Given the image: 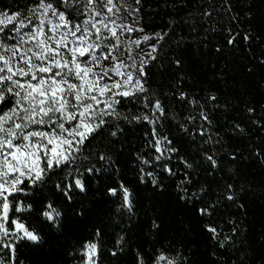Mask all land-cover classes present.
Instances as JSON below:
<instances>
[{"label":"snow or ice","instance_id":"1","mask_svg":"<svg viewBox=\"0 0 264 264\" xmlns=\"http://www.w3.org/2000/svg\"><path fill=\"white\" fill-rule=\"evenodd\" d=\"M224 3L231 19L237 20L232 4ZM141 7V0H25L23 6L0 7V264H26L17 258L18 248L41 247L48 243L46 236H63L70 220L87 215L100 182L120 174L118 153L124 151L125 127L130 125L148 126L144 134L148 152L135 154V179L140 184L163 190L161 173L179 175L178 198L195 207L201 217H211L229 203L246 214L239 202L246 189L233 178L234 168L226 170L229 179L208 201L203 198L210 186L193 183L201 168L213 178L225 159L233 163L246 159L239 149L226 150L216 119L217 114L226 118L235 110L238 98L222 99L219 90L211 88L202 93L185 89L191 78L180 72L174 90L162 95L175 97L184 111L165 103L149 86L146 69L153 62L163 67L159 64L162 41L177 22L170 20L168 31L148 33ZM197 15L207 23L212 12L204 8ZM245 15L248 21L255 19L251 4ZM183 22L191 33L197 32L192 13ZM227 32L228 45L237 46L242 38L264 48V37L251 28ZM186 42L184 36L173 41L177 47ZM254 59L264 65V55ZM171 63L183 67L179 58L173 57ZM254 70L246 68L248 73ZM239 113L243 119L239 114L233 117L225 131L241 138H251L254 131L255 141L248 150L264 164V102L246 100ZM165 122H172L195 145L194 154L181 153ZM174 163L182 168L173 167ZM105 192L113 198L117 216L130 220L136 215L135 194L124 181L118 180ZM226 223L228 233L219 225L205 224L204 230L218 249L239 251L234 237L247 229L234 217ZM161 224L154 216L152 231L159 233ZM100 237L97 228L93 239L74 242L66 255L73 264H102ZM127 247L125 236L118 235L110 255L115 258ZM132 256L134 264H189L184 252L172 244L153 245L150 251L136 248ZM239 259L247 264L245 257Z\"/></svg>","mask_w":264,"mask_h":264},{"label":"trees","instance_id":"2","mask_svg":"<svg viewBox=\"0 0 264 264\" xmlns=\"http://www.w3.org/2000/svg\"><path fill=\"white\" fill-rule=\"evenodd\" d=\"M142 24L148 33L168 31L169 21L175 20L173 31L162 41V51L159 53V64L146 69L149 73L148 84L153 91L161 94L162 100L171 105L178 112H183L184 107L175 97H165L162 94L172 92L173 82L177 75L183 72L190 80L185 82V89H192L202 93L204 89L219 90L221 98H238L239 104L235 110L226 115L217 114L218 130L224 135L227 151L239 149L246 159L236 163L225 159L223 169L213 178H208L204 169L199 171L198 178H193L195 186L207 184L211 191L204 197L205 201L214 198L217 188L229 179L227 169H235L238 184L246 189L241 193L240 203L244 204L246 214L238 212L230 203L220 207L211 217H201L195 207L186 205L178 198L176 184L181 176L169 177L160 174L164 184L163 190H157L150 183L140 184L135 179L136 153L143 151L147 154L145 145V124L130 125L125 127L124 151L118 153L120 174H113L101 181L98 191L93 192V199L88 202V212L84 217L70 220L65 234L46 236L48 243L41 247H20L17 258L26 261V264H73L71 257L66 255L71 250L74 242L91 240L95 230L101 229L102 264H134L132 251L136 248L151 250L153 245L159 247L168 244L180 248L189 258V264H231L236 261L240 264V257H245L247 264H264V164L254 158L249 150L250 142L255 141L256 133L253 131L251 138L234 137L225 131L227 121L239 113V106L246 100L257 103L264 102V65H259L255 57L264 55L261 44H246L242 38L238 39L237 46L227 43L228 32L232 33L248 30L259 32L264 37V0H228L233 6V12L238 14L237 20L231 19V13L225 11L227 5L224 0H141ZM25 0H0V7L15 8L17 4L23 6ZM187 5L186 7L184 5ZM251 10L255 19L248 21L246 13ZM208 8L212 15L204 23L197 15L198 12ZM193 14L196 20V33H191L190 27L183 21ZM215 28V31L211 29ZM208 29V31H205ZM178 36L187 38L182 47H177L173 41ZM206 45V47H205ZM221 48L217 53L215 49ZM251 49V50H249ZM173 57L183 62V67L177 69L171 63ZM247 67H254L252 73L246 71ZM221 73L223 78H221ZM135 111V109H133ZM165 130L181 149L182 154L192 155L195 145L190 144L186 136L172 122H165ZM119 149L120 145H116ZM117 158V157H114ZM175 168L182 165L173 164ZM122 180L134 192L136 215L130 220L126 215L117 216L113 198L106 195L105 189L116 186ZM192 190H195L193 187ZM156 216L158 222L162 221L159 233L151 229V220ZM234 217L241 222V228L247 232L240 237H234L239 251L235 249H218L210 233L204 230V225L223 228L229 232L230 225L226 221ZM124 235L128 247L125 252L112 257L109 250L113 248L116 237ZM155 236V239H152ZM215 253V256L213 255Z\"/></svg>","mask_w":264,"mask_h":264},{"label":"rangeland","instance_id":"3","mask_svg":"<svg viewBox=\"0 0 264 264\" xmlns=\"http://www.w3.org/2000/svg\"><path fill=\"white\" fill-rule=\"evenodd\" d=\"M129 35H132L134 37L135 34H129ZM143 46V45H142Z\"/></svg>","mask_w":264,"mask_h":264}]
</instances>
